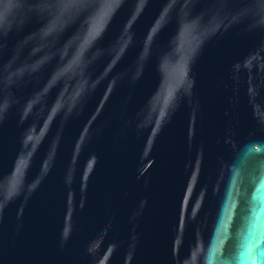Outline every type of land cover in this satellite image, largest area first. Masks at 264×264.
Masks as SVG:
<instances>
[{
  "label": "water",
  "instance_id": "water-1",
  "mask_svg": "<svg viewBox=\"0 0 264 264\" xmlns=\"http://www.w3.org/2000/svg\"><path fill=\"white\" fill-rule=\"evenodd\" d=\"M264 264V0H0V264Z\"/></svg>",
  "mask_w": 264,
  "mask_h": 264
},
{
  "label": "clouds",
  "instance_id": "clouds-1",
  "mask_svg": "<svg viewBox=\"0 0 264 264\" xmlns=\"http://www.w3.org/2000/svg\"><path fill=\"white\" fill-rule=\"evenodd\" d=\"M210 264H211V262H210Z\"/></svg>",
  "mask_w": 264,
  "mask_h": 264
}]
</instances>
